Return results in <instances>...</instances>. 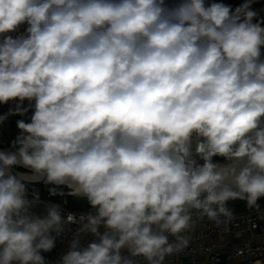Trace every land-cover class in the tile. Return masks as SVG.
<instances>
[{
    "label": "clouds",
    "instance_id": "obj_1",
    "mask_svg": "<svg viewBox=\"0 0 264 264\" xmlns=\"http://www.w3.org/2000/svg\"><path fill=\"white\" fill-rule=\"evenodd\" d=\"M257 3L0 0V264H177L232 202L264 219Z\"/></svg>",
    "mask_w": 264,
    "mask_h": 264
},
{
    "label": "built area",
    "instance_id": "obj_2",
    "mask_svg": "<svg viewBox=\"0 0 264 264\" xmlns=\"http://www.w3.org/2000/svg\"><path fill=\"white\" fill-rule=\"evenodd\" d=\"M228 1L241 2V0H225V2ZM67 210L75 212L80 211L68 205ZM38 211H43V209L40 208ZM262 211H264V204L262 205ZM236 215L237 221L233 223L232 235H226L223 242L220 241L221 234H219V230L210 226L204 229V234L207 235V239L206 241L198 240L197 245H202L207 248L212 247L213 244H217L219 247L214 248L212 253H201L198 247L195 253L180 257L177 264H253L255 259H264V256H261L260 253L248 256L247 258L234 256V249L243 248L246 244H250L253 250L260 249L261 252H264V219L260 218V214L256 212H245ZM252 224H256V228L251 229ZM236 225H239V229L236 228ZM246 228L251 230L244 232L239 239L236 238L235 233L240 229ZM65 246L66 242L64 238L58 240L57 247L53 252L46 254L47 259L49 261H55L64 251Z\"/></svg>",
    "mask_w": 264,
    "mask_h": 264
},
{
    "label": "trees",
    "instance_id": "obj_3",
    "mask_svg": "<svg viewBox=\"0 0 264 264\" xmlns=\"http://www.w3.org/2000/svg\"><path fill=\"white\" fill-rule=\"evenodd\" d=\"M260 6H264V4H259V5H256L254 7H260ZM14 138H15V136H13L12 134H9L6 132L0 133V140L3 141L5 147H7V144L10 143L11 140H13ZM41 194L43 196H47L46 193H41ZM261 203H262V205L264 204V202H261ZM68 206L71 208H74V209H79V210H82V209L87 207V205L82 204V202L73 201L71 199H69ZM231 206L235 208L236 214L250 212L245 208L243 202H232Z\"/></svg>",
    "mask_w": 264,
    "mask_h": 264
},
{
    "label": "crops",
    "instance_id": "obj_4",
    "mask_svg": "<svg viewBox=\"0 0 264 264\" xmlns=\"http://www.w3.org/2000/svg\"><path fill=\"white\" fill-rule=\"evenodd\" d=\"M256 5H259V4H256ZM254 5V6H256ZM262 7V6H260ZM260 7H257V8H260ZM7 111V106H0V112H6ZM17 119H21V117H16V116H13V117H10L9 120L7 121V123L3 126L2 129H0V133L1 132H6V133H9V134H12L13 136H16L17 135V128H16V120Z\"/></svg>",
    "mask_w": 264,
    "mask_h": 264
},
{
    "label": "water",
    "instance_id": "obj_5",
    "mask_svg": "<svg viewBox=\"0 0 264 264\" xmlns=\"http://www.w3.org/2000/svg\"><path fill=\"white\" fill-rule=\"evenodd\" d=\"M227 3H235L234 1H228ZM257 4H264V0H259V3ZM30 187H35L37 188L41 193H46L47 194V190L45 189V187L42 184H36L34 186H30Z\"/></svg>",
    "mask_w": 264,
    "mask_h": 264
},
{
    "label": "bare ground",
    "instance_id": "obj_6",
    "mask_svg": "<svg viewBox=\"0 0 264 264\" xmlns=\"http://www.w3.org/2000/svg\"><path fill=\"white\" fill-rule=\"evenodd\" d=\"M240 2H235V3H230L233 5V7H235L236 5H238Z\"/></svg>",
    "mask_w": 264,
    "mask_h": 264
}]
</instances>
